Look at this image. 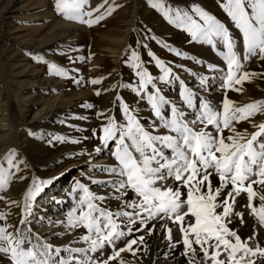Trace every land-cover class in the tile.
<instances>
[{
    "label": "snow or ice",
    "instance_id": "1",
    "mask_svg": "<svg viewBox=\"0 0 264 264\" xmlns=\"http://www.w3.org/2000/svg\"><path fill=\"white\" fill-rule=\"evenodd\" d=\"M150 3L168 24L186 32L191 41L217 50L226 69L212 64L208 68L220 74V88L225 93L241 91L237 86L257 75L244 71V65L253 58L264 62V0H218L219 7L238 32L230 31L229 26L197 4L183 9L166 4L165 0H150ZM88 5L89 0H54L53 7L66 21L89 28L119 7L109 0L95 8ZM150 38L155 39L154 36ZM137 44L147 49V56L155 62L160 74L153 76L140 53L129 46L126 64L134 71L138 83L135 87L131 84L127 87L138 98L147 101L152 120L146 128L138 109L130 107L119 95L116 101L122 120L118 121L112 114L97 113V118L103 116L106 122L99 130H92V136L101 145L94 151L107 150L113 163L99 168L108 179L89 177V181L90 185L109 195L93 192L90 185L81 180L73 181L68 193L71 208L65 221L61 222L66 233L83 230L72 243L84 246H54L32 231L29 225L34 218V202L46 183L33 179L22 200L10 201L0 196V201L9 209L15 206L20 210L19 224L25 226H14L8 222L11 212L0 211V259L6 260L7 264H134L125 260L122 253H130L133 257L141 254L142 249L147 253L145 235L137 234L151 236L157 225L164 231L170 249L180 244L184 249L182 255L191 254L194 258L198 248L205 264L209 260L211 264H264V247L259 243L255 247L249 244L256 240L255 227L252 236L244 240L230 227L234 219L244 223L243 212L236 211L235 206L237 198L246 194L249 215L264 228V122L257 124L252 120L257 114H264V99L241 106L225 94L216 105L188 87L179 76H174L172 68L157 58L147 43L140 45L137 41ZM164 47L181 55L168 45ZM32 58L45 64L49 75L80 83L69 76L67 69L44 56L33 55ZM210 79L215 80V76L199 77L201 90L208 91L214 86L208 84ZM170 80L179 82V105L157 86L158 83L168 84ZM88 83L97 85L101 80L93 78ZM95 94L99 96L100 92ZM82 107L91 109L93 105L86 103ZM189 115L195 118L189 120ZM241 122H248L255 130H238ZM161 130L166 132L158 134ZM53 139L63 142L65 138L56 136ZM70 142L78 144L81 141L73 139ZM16 155L15 149L10 150L5 157L7 168L0 166V191L9 186L13 170L16 173L22 171L20 165L25 162L14 159ZM254 185L259 186L260 192L254 190ZM129 193L132 194L130 199L127 198ZM255 198L260 202L258 206L253 204ZM113 199L119 202L117 210L107 206ZM41 222V219L36 220L38 224ZM169 224L176 226L180 234V240L175 243ZM121 242L123 246H118ZM105 252H110L106 258ZM222 253L226 259L220 258ZM188 264L193 261L190 259Z\"/></svg>",
    "mask_w": 264,
    "mask_h": 264
},
{
    "label": "rangeland",
    "instance_id": "2",
    "mask_svg": "<svg viewBox=\"0 0 264 264\" xmlns=\"http://www.w3.org/2000/svg\"><path fill=\"white\" fill-rule=\"evenodd\" d=\"M220 2H223V0H220ZM5 3L6 1L0 0V59L5 66V78L0 72V151L11 137V129L15 125L17 134L13 135L9 151L15 148L16 139H19L24 145L28 141L26 145L29 146L28 153L30 155L21 156L20 152L16 150L17 155L14 159L23 160L25 163L20 165L22 171L19 173L13 170L14 175L9 186L0 191V196L10 201L22 200L23 193L27 189V184L32 174L29 167L31 155H37L38 166L36 168L40 174L37 182L44 181L46 183L43 185V192L34 202L33 212L39 204L41 195L47 189L49 191L51 189L50 186L55 181L61 183L63 180H69L67 186L73 180H81V182L87 184L85 180L81 179L83 177L82 171L85 168L88 167L90 169V164L100 160L105 153L108 160L106 159L104 163H99L98 161L99 166L113 163L107 150H102L101 153L94 151L101 145L100 141L92 136V130H99L102 123L106 122L103 116L98 119L97 113L112 114L116 116L118 121L122 120L119 103L116 101L117 95L121 96L130 107L138 109L139 117L142 116L145 121L147 118L152 117L147 101L138 98L131 88L127 87L129 84L135 87L138 83V78L135 76L134 71L126 64L127 55H130L129 46L140 53L142 60L153 76L160 74L155 62L150 61L147 56V49L139 47L137 41L140 42V45L147 43L148 49L157 58L164 61L168 67L172 68L174 76L181 77L184 74H188L189 79L187 81L189 85H193L196 82L194 80L197 79V76L199 78L200 76L211 77L217 75L218 84H216V88L205 92L206 97L211 99L216 105L220 104L225 94L229 99L241 106L264 99V62H260L256 58L247 62L244 65V71L255 72L257 75L252 77L250 81H245L242 85L237 86L242 89L241 91L228 90L225 93L220 88L222 83L220 74L210 71L209 68L203 71L200 70L196 59L193 58L195 56H200L204 59L211 57L213 65L226 69V65L217 55V51L213 53L208 45L191 41L186 32L168 24L163 15L152 8L150 0H109V3L117 4L119 7L102 22L90 28L75 22L66 21L57 15L53 7L54 0H19L15 4L16 6L13 5V8L11 6L8 9H3ZM103 3L104 0H89L88 7L95 8ZM165 3L173 7L179 6L183 9H190L192 4H197L222 23L228 22L230 31L238 32L232 25L231 20L227 18L219 7L218 0H165ZM48 12H51L52 15H48ZM54 34L59 36L58 40L39 47L43 39L46 40ZM62 34L67 36L60 37ZM153 36L155 39L150 38ZM145 37H149V39H145ZM157 41L161 43H157ZM4 44L8 45L7 48L3 47ZM164 45L176 49L181 55L177 56L175 52H170L168 47H164ZM189 52L194 54V56L189 55ZM33 55H42L45 59L64 67L68 70L69 76L80 80V83H74L73 79L70 78L49 75L46 65L36 62L32 58ZM77 57H84V59L79 60ZM13 63L18 65L13 66ZM26 66L28 68L24 72L23 70ZM188 67L198 68L197 70L200 72L196 71V76H194ZM93 78H99L101 83L97 85L88 83ZM121 84L125 85V87H112L113 85ZM170 85L171 80L168 84L158 83L157 86L168 88ZM97 91L100 92L99 96L95 94ZM149 91H151V88H149ZM10 95L9 104L11 111L8 112L7 100ZM15 96H19V99H14ZM23 98L28 100L27 123L31 122L33 126V129H29L26 132V137L20 124L24 120L20 111V106L24 102ZM30 99L31 101H29ZM55 99H57L56 102L59 104H63L57 112L52 114L50 113V107ZM45 101L46 108L43 110ZM173 101L179 105V96ZM86 103L92 104L93 108L82 107ZM180 106L182 107V105ZM40 110L42 112L38 117L30 121V118ZM74 117H86V119H75ZM252 120L257 124L264 122V114H257ZM147 127L148 125H146ZM245 129L248 132L255 130L248 122H241L238 125V130L244 131ZM165 132L166 130H161L158 134H164ZM99 135L100 132L97 131V136ZM14 136L17 138H14ZM56 136H62L65 139L63 142L56 141L53 139ZM85 137H88V139H84ZM73 139H79L81 142L73 144L70 142ZM91 155H93L92 158H89ZM5 157L6 155L0 160V166L7 168ZM93 158L96 161H91ZM99 166H94L97 170L92 171L90 177L99 180L108 179L109 177L106 173L99 171ZM20 177H24V179L21 180ZM17 187L20 188H18L19 191H15ZM253 187L254 190L260 192L259 186L254 185ZM70 190L71 187H67L63 192L65 191L67 200L71 202V197L68 195ZM97 194L109 195L108 192ZM131 195L129 193L127 198L130 199ZM237 200L238 203L235 206V210L243 212L244 223L241 224L238 219H234L230 227L237 231L242 240L251 237L255 227L256 240L249 241V244L255 247L256 243H259L261 247H264V228H260L256 219L249 215L250 210L246 208V194H242ZM259 203L258 198H255L253 201L254 206H258ZM107 206L112 210H117L119 202L114 199L109 200ZM68 210L61 219H58V222H55L56 226H63L61 222L65 221ZM0 211H10L11 215L8 217V222L14 226L18 225L20 218V210L18 208L13 206L9 209L3 201H0ZM39 219L42 222L36 224L39 225V228H42L41 226L44 227L46 225L47 218L42 215ZM168 226L173 229V243L180 240V234L176 226L171 224ZM24 227V225H20V228ZM159 232L161 236L157 243L158 248H153L149 251V245L153 242L152 237ZM82 234L83 230L65 232L62 239L74 236L76 240ZM137 235H145L147 253H144L143 249L141 254L135 257L130 253H122V257L125 260L133 261L134 264H188L190 259L193 264H205L203 254L198 248L194 258L191 254L189 256L182 255L184 249L180 244H177L174 249L166 250L168 241L159 225H157L151 236L146 233H138ZM56 239L61 238L58 236ZM62 243L60 241V245L65 246V243ZM78 244L79 247L84 246L80 243ZM118 246H123V242L119 243ZM159 253H162L163 256L159 257ZM109 254L110 252H105L104 258ZM220 258L226 259L223 253ZM0 264H7V262L4 259H0ZM207 264H211V261L209 260Z\"/></svg>",
    "mask_w": 264,
    "mask_h": 264
},
{
    "label": "bare ground",
    "instance_id": "3",
    "mask_svg": "<svg viewBox=\"0 0 264 264\" xmlns=\"http://www.w3.org/2000/svg\"><path fill=\"white\" fill-rule=\"evenodd\" d=\"M4 1H6V3H5V6L3 7V9L5 8V9H8V8H10L11 6H12V8H13V5H15L16 3H17V1H19V0H4ZM4 5V4H3ZM16 6V5H15ZM10 10V9H9ZM48 15H50L51 14V12H48L47 13ZM52 15V14H51ZM225 23V25L226 26H228V25H230L228 22H224ZM64 36H67L66 34H62V35H60V37H64ZM58 38H59V36L58 35H56V34H54L52 37H50V38H48V39H46V40H42L41 42H40V46L39 47H41L42 45L44 46V45H47V44H49V43H51V42H54V41H56V40H58ZM7 44H4L3 45V47L5 48H7ZM209 46V45H208ZM210 47V46H209ZM210 49H211V51L214 53V51H217V50H213L211 47H210ZM189 55H191V56H194V54H192V53H190L189 52ZM11 56V55H10ZM13 56V55H12ZM0 58H1V56H0ZM11 58V57H10ZM193 58H195L196 59V63H197V61H201L202 63H197V66H198V68L200 69V70H204V69H206V68H208V65H210V64H212V61H211V57L210 58H202V57H200V56H195V57H193ZM213 59V58H212ZM16 65H18V64H16V63H13V66H16ZM213 65V64H212ZM217 66V65H216ZM4 64L2 63V61H1V59H0V72H1V74H2V76L5 78V71H4ZM19 67V66H18ZM28 68V66H26L25 67V69L23 70L24 72L26 71V69ZM197 68V69H198ZM188 69L190 70V71H192V75H194V76H196V73L197 72H200V71H198L197 69H194V68H190V67H188ZM197 71V72H196ZM176 76V75H175ZM213 76H215V80H212V79H210L209 81H208V84L209 85H214L213 87H210L209 89H215L216 88V84H218L217 83V80H218V77H217V75H213ZM190 77V76H189ZM212 77V76H211ZM179 78L181 79V80H183V81H185V83H186V85L188 86V87H190V88H193L194 90H196V91H198V93L200 94V95H204V96H206L205 95V92L206 91H203V90H201L200 89V86H199V83H198V80H199V78H198V76H197V79H195L194 81H196V82H194V84L193 85H189V83H188V74H184V75H182L181 77L179 76ZM196 78V77H195ZM48 84H49V82H47ZM162 90H163V94L167 97V98H169V99H171V100H174L175 98H177V96H179L178 95V92H179V82L178 81H175V80H171V85L170 86H168V88L166 87H163V88H161ZM10 90V89H9ZM209 91V90H208ZM10 94H12V93H10ZM21 95V94H20ZM19 95V96H20ZM19 96H15L14 97V99H19ZM23 97V96H22ZM10 100H11V95L9 96V99L7 100V110H8V112H10L11 110V108H10ZM23 100H24V102H23V105H21L20 106V111H21V113H22V116H23V118H24V120L20 123L21 125H22V129H23V131L22 132H24V136L26 137L27 136V131L29 130V129H33V126L31 125L32 123L31 122H29V123H27V113H28V110H27V108H28V100H25L24 98H23ZM29 101H31V99L29 100ZM57 101V99H55L53 102H52V104H51V107H50V113H52V114H54L55 112H57L60 108H61V106H62V104H59L58 102H56ZM45 107L43 108V110L46 108V101H45ZM42 112V110H40V111H38L37 113H35V115L33 116V117H31L30 119V121H32V119H34V118H37L38 117V115L40 114ZM60 112V111H59ZM47 113H49V112H47ZM193 117H194V115H189L188 116V119L189 120H192L193 119ZM140 119H141V121H142V123H144V125H145V127H146V125H148L150 122H151V120H152V117H149V118H147V120L145 121L144 119H143V117L141 116V117H139ZM12 128V127H11ZM20 130V129H19ZM21 131V130H20ZM17 134V127L14 125V127L11 129V137L9 138V140H7V142H6V145L4 146V148L0 151V160L2 159V157L4 156V155H6V153H8L9 152V149H10V147H11V144H12V138H13V135H16ZM16 136H14V138H15ZM17 138V137H16ZM28 142V141H27ZM27 142H25V145L23 144V142H21V141H19V139H16V144H15V150H18L19 152H20V155L21 156H27V154L28 155H30L29 153H28V148H29V146H27L26 144H28ZM37 155H31V159H30V165H29V167H30V169H31V172H32V174H31V176H30V178H29V182H28V184H27V188L32 184V182H33V179H35L36 181L40 178V174L38 173V171H37V159H38V157H36ZM89 156V155H88ZM92 156L93 155H91L89 158H92ZM30 158V157H29ZM106 159L108 160V158H107V154L105 153V154H103V156L100 158V160H97V162H95V163H93L94 162V158L93 159H91V161H93L92 163L93 164H90L91 165V168L89 169L88 167L87 168H85L83 171H82V176H83V180H85L86 182H87V184H89L90 185V183H88V181H89V177H90V175L92 174V171H93V169H95V167L97 166H99V164H98V161H99V163L100 162H105L106 161ZM96 161V160H95ZM107 164H109V162H107ZM95 166V167H94ZM100 167V166H99ZM88 171H89V173H88ZM75 176V175H74ZM73 181H75V180H73ZM73 181H71V183H70V185L69 186H67L69 183V180H63L61 183L60 182H54L51 186H50V190L48 191V189L46 190V191H44V193L41 195V197H40V200H39V204L37 205V207L35 208V210H34V218L32 219L33 220V222L31 223V225H29V227H31V229H32V231L34 232V233H38V234H40L41 235V238L42 239H47L50 243H52L54 246H60V247H63L62 245H60V241L61 242H63V243H65V245H68V246H72V247H79V244L78 243H75V244H73L72 242L75 240V237L74 236H72V237H67L66 239H62L63 237V235L61 236V235H57V233H65V229H64V227L62 226V227H59V225L58 226H56L55 225V222H58V219H61L62 218V216L64 215V213L68 210V208H70L71 207V202L69 201V200H67V195H66V193H65V191L63 192V190L65 189V188H70L71 187V185L73 184ZM170 182V181H169ZM60 183V184H59ZM22 184H25V183H22ZM18 188L19 187H17L16 189H15V191H17L18 190ZM90 188H91V190L93 191V192H96V193H101V192H106L105 190H103V189H101V188H98L97 186H95V185H90ZM20 189V188H19ZM19 191V190H18ZM55 201H61L62 203H56ZM70 206V207H69ZM42 215H44L47 219V221H46V225L43 227V226H41L42 228H39V225H37L36 224V220L37 219H39V218H41L42 217ZM18 227H20V224H19V221H18V225H17ZM59 227V228H58ZM60 237L61 239H56L57 237ZM160 236H161V233L159 232L158 234H155L153 237H152V239H153V242H152V244L151 245H149V251L150 250H152L153 248H158V245H157V243H158V241H159V239H160ZM60 240V241H59ZM62 243V244H63ZM82 245V244H81ZM159 249H160V247H159ZM172 249H174V248H172ZM166 250H171L169 247H168V245H167V247H166ZM166 250H164V251H166ZM163 252V251H162ZM149 253V252H148ZM163 253H165V252H163ZM62 255H65L64 253H62ZM159 255V257H162L163 256V254L162 253H159L158 254Z\"/></svg>",
    "mask_w": 264,
    "mask_h": 264
}]
</instances>
